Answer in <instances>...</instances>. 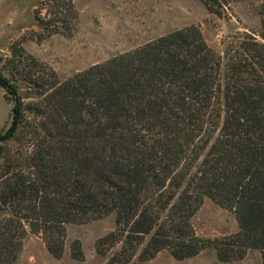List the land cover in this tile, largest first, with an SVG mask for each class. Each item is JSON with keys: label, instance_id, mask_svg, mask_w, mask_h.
I'll return each mask as SVG.
<instances>
[{"label": "trees", "instance_id": "obj_1", "mask_svg": "<svg viewBox=\"0 0 264 264\" xmlns=\"http://www.w3.org/2000/svg\"><path fill=\"white\" fill-rule=\"evenodd\" d=\"M73 1L41 0L36 41L73 34ZM234 1L201 0L219 16ZM259 1V37L244 33L223 55L190 25L61 80L21 45L12 47L11 77L0 71L13 105L0 130V264L17 261L29 233L61 259L68 226L112 214L116 229L96 243L107 264H142L163 251L185 260L208 248L222 263L257 250L264 264ZM17 76L31 85L30 96ZM205 197L233 213L237 232L197 235L191 220ZM70 251L86 261L79 240Z\"/></svg>", "mask_w": 264, "mask_h": 264}, {"label": "rangeland", "instance_id": "obj_2", "mask_svg": "<svg viewBox=\"0 0 264 264\" xmlns=\"http://www.w3.org/2000/svg\"><path fill=\"white\" fill-rule=\"evenodd\" d=\"M73 2L79 13L73 34L69 37L56 34L38 42L35 38L43 30L35 19V12L43 7L41 0H0V71L11 77L12 47L17 44L52 67L61 80H65L94 64L190 25L198 26L206 42L221 55L229 42L237 41L244 33L259 37L261 32L259 0H236L222 16L210 13L201 0ZM45 14L46 11L42 10L43 17ZM15 80L20 92L30 96L31 85L18 76ZM32 100L26 99V102ZM7 109L5 107L3 112L9 117L8 124L11 113L9 115ZM191 222L197 235L206 239L222 238L238 231L233 213L207 197ZM115 229V214L88 224L68 226L61 259L48 252L40 237L29 233L14 264H107L108 257L96 252V243ZM76 240L82 243L87 258L85 262L71 257V245ZM142 264H261V254L250 250L243 260L222 263L212 248L185 260H176L169 252L163 251L155 259Z\"/></svg>", "mask_w": 264, "mask_h": 264}, {"label": "crops", "instance_id": "obj_3", "mask_svg": "<svg viewBox=\"0 0 264 264\" xmlns=\"http://www.w3.org/2000/svg\"><path fill=\"white\" fill-rule=\"evenodd\" d=\"M12 103H10L6 97H5V91L3 88L0 87V130L5 127V125L7 124L8 120H9V117L7 115L4 116V112H3V109L5 107H8L7 111H8V114L10 115L11 113V110H12ZM8 118V120H7Z\"/></svg>", "mask_w": 264, "mask_h": 264}]
</instances>
